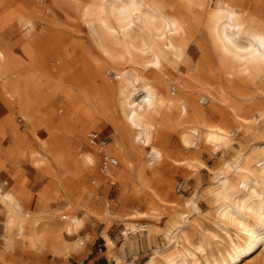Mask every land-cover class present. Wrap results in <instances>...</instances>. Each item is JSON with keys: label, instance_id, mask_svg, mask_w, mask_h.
Here are the masks:
<instances>
[{"label": "bare ground", "instance_id": "obj_1", "mask_svg": "<svg viewBox=\"0 0 264 264\" xmlns=\"http://www.w3.org/2000/svg\"><path fill=\"white\" fill-rule=\"evenodd\" d=\"M14 1L17 7L0 17V137L7 132L20 158L56 180L69 205L65 213L48 204L22 211L0 180V264H16L17 250L74 254L85 220L110 215L109 203L94 209L88 201L116 183L122 197L143 192L141 200L159 204L160 217L166 195L153 183L170 158L167 137L194 151L226 146L232 123L262 141L218 165L211 185L184 201L187 213L172 215L166 228L151 224L150 235L162 230L166 241L142 264H264V0ZM51 5L82 27L85 40L62 49L69 35ZM35 22L43 25L38 35ZM44 81L59 84L71 102L54 126L53 112L41 111ZM105 137H112L106 152L117 163L88 188L84 175L95 171V142ZM185 164L191 174L205 166ZM76 205L82 217L73 214ZM150 211L131 214L154 218L152 205Z\"/></svg>", "mask_w": 264, "mask_h": 264}, {"label": "rangeland", "instance_id": "obj_2", "mask_svg": "<svg viewBox=\"0 0 264 264\" xmlns=\"http://www.w3.org/2000/svg\"><path fill=\"white\" fill-rule=\"evenodd\" d=\"M49 2L50 1L48 0V3ZM16 3L17 2L14 0H0V17L6 16L8 14V11L10 14V10L12 11V9L13 10L15 9V6L17 7ZM51 8L53 13H57V12L61 13L58 14V20L60 21L61 25L65 27L64 32L69 35V39L62 42L61 44L62 49L69 48L72 41L74 40H81V41L85 40L84 30L79 24L72 22L71 18L69 16H66V14L63 12L62 9L54 5H51ZM42 26L43 25L40 24L39 22H35V24L32 25V27L34 28L33 34L38 35L42 29ZM14 39L15 38H13L12 40ZM22 63L23 65L27 66L25 61ZM168 76L170 77L175 76V73L174 72L169 73ZM45 83L46 81L43 82V84ZM58 86L59 84L58 85L53 83L50 84L49 82H47L46 85H44L43 87V91H41V99L43 104V105L41 104V111L43 115L49 116L53 112V116L49 121L50 122L49 124L51 126H54L64 116L66 110L69 108L71 104V102L66 99L65 95L59 91L61 89V86L60 87ZM246 88L248 90L254 89V87L252 86H248ZM16 117L20 118L19 115H17ZM212 121L218 123L219 116L217 115L214 116L212 118ZM17 123L21 124L22 122H17ZM99 128L103 129L104 125L100 124ZM226 129L232 132L231 139L233 142L231 141L226 146H218V147L204 145L201 149H198L197 151H194L193 149L181 148L180 144L178 143L177 136L175 135H169L167 137L164 149L170 153V158L167 160V167L162 171L163 175L160 177L161 179L159 178L153 183L154 189L159 195H163V196L166 195L165 201L161 204L163 205L162 212L164 213L160 217L157 216L153 218L147 215L136 217L132 215L131 213L143 212L147 214L149 212L148 211L149 200L141 201V198L144 196V193L143 192L134 193V194L132 193V194H128L125 197H122L120 193L121 192L120 185L118 183L114 185H110L111 188H109L108 191H103L100 189L96 194L99 198L95 196L93 199H90L88 201V205L94 209L95 208L97 209V208H104L105 203H109L111 216L109 215L108 216L109 218L108 217L106 219L104 218L102 219V221L96 219V217H89L86 219L87 220L86 227L82 230H79L77 234V237L82 239L83 244L79 246L76 249V251H74V254H72L73 252L70 255H61V256H53L48 254L46 255L44 260H40V259L36 260L34 261V264H79L86 256L89 258L94 256L95 253L103 252L105 249L104 241L102 242L96 241L95 244H93V246L90 249L88 247V244L87 245L84 244V242H86L85 240L83 241L84 233L85 231H87L86 229H88L92 225L97 231V234H101V235H102V230H105V232H107L109 229L111 230L124 229L126 231V236L136 232L135 235L139 237L141 236L142 240L144 239L147 240L150 239L149 236L154 234L153 238L156 236L158 239L155 240V246L150 248L147 251V253H143L142 255H138V256L133 255L131 256L130 259H128L127 263L125 262L121 263L119 261L116 263L115 261L116 256L114 254L110 256V260H109L110 261L109 264H142L150 255L149 253L152 252L153 248L161 246L166 241V236L162 230L155 231L150 235L151 224H154L160 228L161 227L166 228V225L169 223L170 217L172 215L174 216L178 215L179 212L187 213L189 210L187 207H185L184 201H190L194 199L196 191H203L204 189L208 188L211 185L212 174H213L212 171L214 169L219 167L224 160H229V161L232 160L236 156L237 151H246L262 141L261 134H257L255 133V131L252 130L249 131L242 126H239L238 124H234V123L229 124L228 126H226ZM1 134L3 137H0V147L3 145V143H9L11 144L10 150L13 151L14 144L12 141L8 140L10 137L9 136L4 137V135L5 136L7 135V132L1 131ZM111 138L112 137L110 138L107 137L106 139L109 142V139ZM81 150L85 152L88 149H86L85 147H81ZM178 157L180 158V160L183 159L185 163L191 160L195 161V159L200 160L205 164V166L200 167L197 172L191 174L186 169V164L183 161H181L182 163L177 161V159H179ZM255 158L257 159L256 156ZM99 161L100 159L98 158L94 165L95 171L91 174V176L90 173L84 175V178H86L85 184L86 187L88 188L93 187L91 180L94 177L102 178V176L104 175L99 170ZM146 162L152 163L153 161H149L148 159H146ZM176 162L179 164H177ZM9 163L10 164L8 165L9 167L8 172L10 173L11 177H15L20 173L21 165L27 164L33 167L34 169H36L31 163H29V161L25 160L24 158L17 157L14 160H9ZM43 181L45 182V185L39 191V195L44 196L46 198V201L48 202L49 206L51 205V207L53 208L55 207L54 209L59 210L62 213H65L69 203L68 200L65 198V195L63 193L64 191L62 192V187L57 183L56 180L55 183L53 179L47 176L43 177ZM175 197H177V200L176 199L175 200L178 201V203L175 202V200L173 201V198ZM198 199L199 200H197V205L200 208V210L207 212L210 208L209 204L202 197H199ZM176 203L177 206L174 205ZM83 211L84 209H81L79 206H77V208H75V210H73L72 212L76 217H82ZM121 211L123 216L121 214ZM116 215L118 216V218ZM130 216L132 217V219ZM116 223H118V225H116ZM140 224H146V226L143 227ZM111 230L109 231V233L111 232ZM99 247L101 249L100 251H98ZM109 247H110L109 248L110 252H112V249L114 248L113 244L112 246ZM79 248H82V251L78 250ZM15 263L28 264L25 260L23 261L20 252L15 258Z\"/></svg>", "mask_w": 264, "mask_h": 264}, {"label": "crops", "instance_id": "obj_3", "mask_svg": "<svg viewBox=\"0 0 264 264\" xmlns=\"http://www.w3.org/2000/svg\"><path fill=\"white\" fill-rule=\"evenodd\" d=\"M11 144L3 143L0 147V180H4L5 182L8 181L7 191L8 195H11V201L14 206L22 211H39L42 209L43 205H47L48 202L44 196L39 195V191L44 187L45 182L43 181L44 175L34 169L29 165H21V171L15 177H11L9 170V160H14L19 157V151L17 150V144H14L13 151L10 150ZM20 158V157H19ZM30 163V162H29ZM7 174H6V173ZM44 182V183H43ZM144 200H148L143 198ZM141 200V201H142ZM156 209L154 213V217H157L159 213L160 205L154 202L151 204V201H148V211H150V207ZM143 213V212H141ZM3 220L4 217L0 213V249L2 250L3 245ZM97 221V220H96ZM87 220H85L82 228L86 227ZM118 225V223H116ZM83 237V241L85 245L88 244L89 249L95 244L96 241H104L105 242V249L101 253H95L92 257H85L81 262L83 264H109L110 263V256L113 254L116 256L115 261L116 263L124 262L127 263L128 259L131 258L133 255H142L143 253H147V251L155 246V240L158 238L152 234L150 239H141V236L135 235V233L126 236V231L124 229H109L107 232L102 230V235L97 234L94 226L92 225L88 229H86ZM111 232L109 233V231ZM105 232V233H104ZM93 233V234H92ZM105 234V236L103 235ZM135 235V236H133ZM110 243V244H109ZM114 246L112 252L109 250V246ZM108 246V247H107ZM78 250L82 251V248ZM84 250V249H83ZM21 253L22 259L25 260L28 264H34L36 260H44L46 255L40 256L36 253L30 252L29 250H17L14 253V259L17 257L18 253ZM38 256V259L37 257Z\"/></svg>", "mask_w": 264, "mask_h": 264}, {"label": "built area", "instance_id": "obj_4", "mask_svg": "<svg viewBox=\"0 0 264 264\" xmlns=\"http://www.w3.org/2000/svg\"><path fill=\"white\" fill-rule=\"evenodd\" d=\"M38 2H42L44 0H36ZM90 139L95 140V135H90ZM94 144V143H93ZM108 144V141L106 138H100L96 140L95 146H96V152L99 155V170L101 173L105 174L108 169L115 165L117 163V160L111 156L109 153L106 152V146ZM100 247L98 248V251H100ZM91 253V252H90ZM79 264H83L80 262Z\"/></svg>", "mask_w": 264, "mask_h": 264}]
</instances>
